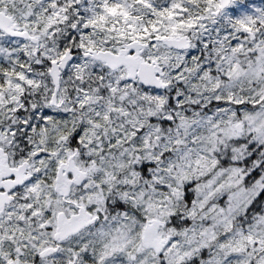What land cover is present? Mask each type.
Listing matches in <instances>:
<instances>
[{
    "label": "rangeland",
    "instance_id": "374dc122",
    "mask_svg": "<svg viewBox=\"0 0 264 264\" xmlns=\"http://www.w3.org/2000/svg\"><path fill=\"white\" fill-rule=\"evenodd\" d=\"M43 1L0 0V10L40 39L36 46L0 32V147L12 164L28 161L35 176L0 220V264H181L195 256L200 264H264V216L247 228L237 221L264 189L262 164L250 169L243 163L256 150L264 157V0H233L218 17L215 0L204 7L202 22L173 14L171 26L155 24L158 37L192 41L184 52L161 43L144 52L145 60L164 68L168 87L162 91L143 88L125 69L107 70L83 52L150 43L143 16L155 19L156 9L167 5L178 12L184 0H102L100 15L91 0L48 13ZM68 20L80 26L78 34L66 31ZM121 20L130 29L99 33ZM75 45L81 53L62 75L52 106L50 64ZM28 125L34 136L16 143ZM31 141V149L22 147ZM75 148L89 180L64 201L54 191L55 176ZM225 156L230 161L220 168ZM186 189L193 190L188 205ZM80 206L98 222L52 258L38 260L53 246L57 214ZM177 213L188 220L180 229L170 223ZM151 220L162 224L161 238H170L161 255L141 242Z\"/></svg>",
    "mask_w": 264,
    "mask_h": 264
},
{
    "label": "water",
    "instance_id": "95a60500",
    "mask_svg": "<svg viewBox=\"0 0 264 264\" xmlns=\"http://www.w3.org/2000/svg\"><path fill=\"white\" fill-rule=\"evenodd\" d=\"M233 0H219L218 9L213 12V16L218 17L222 11L227 9ZM79 4V1H78ZM0 32L6 36L15 39H22L36 46H39L40 39L31 35L27 31L20 29L15 20L0 10ZM253 38V34H251ZM152 43H162L166 48L178 52H184L191 48V39L187 35L182 36H162L152 40ZM150 44L132 41L123 48L114 52L106 49H89L83 52V58L92 59L95 62L104 64L109 70L117 71L125 69L127 78L130 80H138L144 88L155 89L158 91L165 90L167 84L164 82V68L157 61H147L143 58V53ZM38 50L34 52L37 57ZM74 52L67 50L59 60L50 64L49 75L52 80L54 90L51 97V105H58V95L61 89V76L66 70L70 62L74 59ZM238 133L242 132V124L236 125ZM79 153V149H75L74 153L66 162L60 164L57 170L54 191L64 201H66L74 188L84 186L88 179V173L78 167L75 163V157ZM31 164L27 161L22 162L17 167H11L10 156L4 148L0 147V188L4 192H0V217L6 212L8 206L14 201L15 197L11 193L19 187H23L26 183L33 179L30 172ZM72 174V177L69 175ZM2 185L3 179H8ZM98 218L93 216L85 207H79L78 212L71 216H67L64 212H60L56 217V229L54 233V241L62 243L77 236L86 229L95 225ZM162 224L158 220H151L145 223L142 235V245L151 249L156 255H161L170 243V238H161L159 235ZM60 250V245L44 248L38 253V258L43 259L51 257ZM9 264H19L10 262ZM21 264H36L35 262Z\"/></svg>",
    "mask_w": 264,
    "mask_h": 264
},
{
    "label": "trees",
    "instance_id": "16d2710c",
    "mask_svg": "<svg viewBox=\"0 0 264 264\" xmlns=\"http://www.w3.org/2000/svg\"><path fill=\"white\" fill-rule=\"evenodd\" d=\"M78 1L79 2L81 1L80 5L77 3ZM91 1H92L91 4H94L96 6L97 14L100 15V12L98 9L101 6H103V1L102 0H91ZM214 1L215 0H184V1H181L179 3L182 5V8L178 12L172 11L173 7H170L169 5H167V7L164 8L163 12H160L159 9H156L155 19H152L151 17H148L145 15V16H143L141 21H142V24L145 27H147V29L150 31V38L154 39V38L158 37L157 33L154 29L155 24L160 25L159 27H161V28H164V26H167V27L171 26L172 24H170V21H171L170 18H172L173 14H177V19L181 22L186 21V20H189L191 22L192 21L202 22V21H204L203 20L204 18H207V17L202 18V16L207 13V10L204 7H206L208 5V3H214ZM83 3H85L84 0H44L43 1L44 9L47 13L50 12L51 9L54 12V10H57L58 8H62V7H65L67 9H70L72 7L73 8H79L82 6ZM245 4H246L245 2L241 3V6L244 7ZM238 13H239L238 10L235 9L234 15H237ZM70 23H71V20H68L64 24L65 28L67 29L66 31L71 33V34H78V32L80 30V26L74 25V26L70 27L69 26ZM119 27L130 29V28H128L127 23H125L122 20H121L120 24L112 21L108 25L101 26V28L99 29V33H102L104 29H108V30L112 29L111 35L116 36L117 35V29H119ZM58 32L55 31L53 36L58 37L60 35V33L62 32V30L59 29ZM133 33H134V31H133ZM124 41H126V40L123 36L121 38L120 42H124ZM76 45H77V43H76ZM76 45L73 46L72 51L77 55V54L81 53V48L78 49L76 47ZM106 50H108V49H106ZM96 64L102 65L105 69H107L101 63L96 62ZM215 109H217V108L212 107V111H214ZM19 132L22 135H19L17 137L16 143H21L20 142L21 140L23 141V143H26L27 142L26 137L30 139L34 136V134L30 132V125L26 126L24 131H19ZM35 141H36V138H35ZM35 141H31L30 145H26V144H21V145L25 149H31L32 147H30V146ZM237 146H238V142H236L234 144V148H236ZM71 147H73V146L71 145ZM260 153L261 152L259 150L254 151V153L249 158H247L243 161L244 166L251 169V167L257 165V163L260 162V165L262 164V170H264V157ZM229 154L232 155V147L229 148ZM20 158L21 157H19L17 159H20ZM14 161H16V160H13V162ZM229 161H230V158L225 156L224 158H220L218 165L220 166V168H226L227 163ZM236 164L240 165L241 162L240 161L234 162L233 165H236ZM192 197H193V190L192 189H190V190L186 189L185 202L187 203V205L191 202ZM117 208H119L118 205H117ZM110 213H114V210L112 209L110 211ZM260 216H264V189L249 203V205L246 208H244L243 212L238 215L237 221L239 223H241V226L243 228H247L248 226L252 225L255 221H257V219ZM187 221L188 220H180L179 214L177 213V214L173 215L170 223L174 228L177 227L178 229H180L183 227V223H186ZM200 263H201V256H195L192 259L187 260L181 264H200ZM163 264H166V263H163ZM250 264H255V262L252 261Z\"/></svg>",
    "mask_w": 264,
    "mask_h": 264
},
{
    "label": "flooded vegetation",
    "instance_id": "af4514ba",
    "mask_svg": "<svg viewBox=\"0 0 264 264\" xmlns=\"http://www.w3.org/2000/svg\"><path fill=\"white\" fill-rule=\"evenodd\" d=\"M76 158L77 157H75V162H76ZM77 163V162H76ZM17 166H19V165H14V164H12L11 163V167H17ZM31 173H32V170L30 171ZM33 174V173H32ZM34 175V174H33ZM56 176H57V172H56ZM56 176H55V181H56ZM70 177H72V174H70L69 175ZM10 178H8V179H3L2 180V185H4L5 184V182L7 181V180H9ZM35 179V176H33V179L31 180V182L33 181ZM26 186V185H25ZM23 187H19V188H17L16 190H14L12 193H11V195H13L16 199H15V201L17 200V193L22 189ZM0 192H4V189H2V188H0ZM15 201L10 205V206H12L14 203H15ZM10 206H8L7 207V209H6V212L4 213V215H2L1 217H0V220L5 216V214L7 213V210H8V208L10 207ZM59 243L58 242H55L54 241V243H53V246H56V245H58ZM60 249H61V244H60ZM56 254H58V253H56ZM56 254H54V255H52L51 257H53V256H55ZM50 257V258H51ZM11 262V261H10ZM33 262H35V261H33Z\"/></svg>",
    "mask_w": 264,
    "mask_h": 264
}]
</instances>
